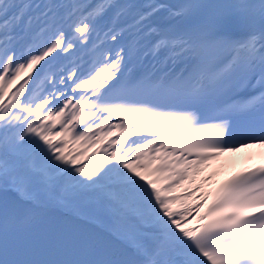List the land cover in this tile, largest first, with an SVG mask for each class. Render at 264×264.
Returning a JSON list of instances; mask_svg holds the SVG:
<instances>
[{
  "label": "snow or ice",
  "instance_id": "1",
  "mask_svg": "<svg viewBox=\"0 0 264 264\" xmlns=\"http://www.w3.org/2000/svg\"><path fill=\"white\" fill-rule=\"evenodd\" d=\"M251 144L264 0H0V264H264Z\"/></svg>",
  "mask_w": 264,
  "mask_h": 264
},
{
  "label": "rangeland",
  "instance_id": "2",
  "mask_svg": "<svg viewBox=\"0 0 264 264\" xmlns=\"http://www.w3.org/2000/svg\"><path fill=\"white\" fill-rule=\"evenodd\" d=\"M215 160H218V168L213 173H208L206 170V167L209 162L208 161L202 167L200 173L193 178L194 186H200L202 191H208L210 183L214 181L218 176H220L224 172L225 168L228 167L227 169H230L231 167V166H226L228 162L226 160V156H224L223 153L219 154Z\"/></svg>",
  "mask_w": 264,
  "mask_h": 264
},
{
  "label": "bare ground",
  "instance_id": "3",
  "mask_svg": "<svg viewBox=\"0 0 264 264\" xmlns=\"http://www.w3.org/2000/svg\"><path fill=\"white\" fill-rule=\"evenodd\" d=\"M253 150H258L264 156V145L260 144H251L246 147H238L235 151L224 152L223 155L226 156V160L228 162L227 164L234 166L244 155L247 157H253ZM194 223L195 221H191L189 226H192Z\"/></svg>",
  "mask_w": 264,
  "mask_h": 264
}]
</instances>
